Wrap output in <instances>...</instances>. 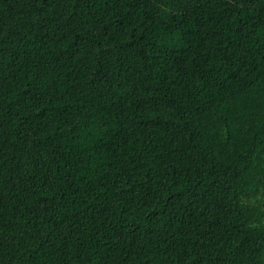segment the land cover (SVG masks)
Returning a JSON list of instances; mask_svg holds the SVG:
<instances>
[{
	"label": "trees",
	"instance_id": "16d2710c",
	"mask_svg": "<svg viewBox=\"0 0 264 264\" xmlns=\"http://www.w3.org/2000/svg\"><path fill=\"white\" fill-rule=\"evenodd\" d=\"M0 264H264V0H0Z\"/></svg>",
	"mask_w": 264,
	"mask_h": 264
}]
</instances>
